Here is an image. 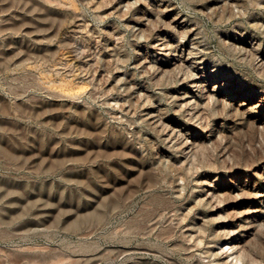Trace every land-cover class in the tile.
Returning a JSON list of instances; mask_svg holds the SVG:
<instances>
[{
    "label": "rangeland",
    "instance_id": "1",
    "mask_svg": "<svg viewBox=\"0 0 264 264\" xmlns=\"http://www.w3.org/2000/svg\"><path fill=\"white\" fill-rule=\"evenodd\" d=\"M248 96L264 0H0V264H264Z\"/></svg>",
    "mask_w": 264,
    "mask_h": 264
},
{
    "label": "bare ground",
    "instance_id": "2",
    "mask_svg": "<svg viewBox=\"0 0 264 264\" xmlns=\"http://www.w3.org/2000/svg\"><path fill=\"white\" fill-rule=\"evenodd\" d=\"M240 95H242V93H237L235 95V97H233L234 104H236V100L238 99V97ZM186 97H187V95L183 94L182 98H186ZM252 101H253L252 100V96L251 97L248 96V98H246L243 102L238 104L237 109L243 115H253V114H255V116H256V114H257L258 118H257L256 121H258L259 123L264 125V103L252 105ZM256 197L261 199V200H264V191L256 193ZM254 211H256V210H254Z\"/></svg>",
    "mask_w": 264,
    "mask_h": 264
}]
</instances>
